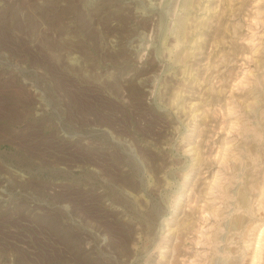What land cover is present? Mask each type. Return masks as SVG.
Returning <instances> with one entry per match:
<instances>
[{"label": "rangeland", "instance_id": "obj_1", "mask_svg": "<svg viewBox=\"0 0 264 264\" xmlns=\"http://www.w3.org/2000/svg\"><path fill=\"white\" fill-rule=\"evenodd\" d=\"M0 264H264V0H0Z\"/></svg>", "mask_w": 264, "mask_h": 264}]
</instances>
